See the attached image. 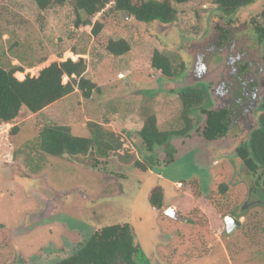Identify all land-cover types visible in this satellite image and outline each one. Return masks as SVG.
Instances as JSON below:
<instances>
[{
    "label": "rangeland",
    "instance_id": "rangeland-1",
    "mask_svg": "<svg viewBox=\"0 0 264 264\" xmlns=\"http://www.w3.org/2000/svg\"><path fill=\"white\" fill-rule=\"evenodd\" d=\"M111 5L93 20L103 18L102 38H121L130 43V51L120 57L103 50L89 36V27L75 28L67 2L45 11L37 10L31 0H9L0 5V66H25L23 74L36 76L52 62L70 54H84L88 60L85 77L100 88L89 98L75 90L37 114L22 109L13 124H0V264H53L82 247L93 228L116 224L132 228L133 244L144 255L136 254L137 264H264V191L254 184L263 171L248 176L244 168H240L242 172L237 170L238 162L231 161L229 167L225 164L228 157L221 153L228 147L220 146L213 152L207 148L204 152L200 146L199 163L192 160L188 150L164 169L140 158L153 172H161L168 179L167 185L161 184L165 204L176 195L170 185L174 180L187 183L198 178L200 197L204 198L202 189H212L210 195L217 202L219 185H227L219 211L191 201L183 207L176 204L173 211L180 220L152 210L147 192L155 180L147 173L125 169V162L117 157L108 158L100 170L90 157H51L39 151L38 129L54 124L71 126L74 136L88 137L89 129L83 127L87 122L104 126L108 121L119 132L117 125L124 127L119 120L125 122L128 118L123 117L129 116L130 128L136 129L145 101L147 108L155 111L161 129L183 127L176 89L195 84L193 78L198 74L189 72L192 61L186 53L201 50L190 48V43L207 35L217 12L213 0H191L177 6V19L169 25H143L130 16L110 12ZM204 45L205 50L210 49L209 42ZM155 50L182 59L186 75L169 81L155 72L150 67ZM30 64L34 67L29 68ZM199 64L196 62L195 69ZM17 77L22 78L20 74ZM191 117L198 120L195 111ZM13 126L18 132L10 135ZM195 146L188 145L189 149ZM128 152L139 155L131 148L121 149L124 155ZM212 160L216 162L213 166ZM130 172L132 179L121 181L119 176H129ZM189 184L186 189L196 193V181ZM254 194L259 200L256 205L240 211L246 195L250 198ZM233 206L240 226L227 233L222 216L228 215ZM59 207L71 217H57L54 210ZM190 218L193 222L188 221Z\"/></svg>",
    "mask_w": 264,
    "mask_h": 264
},
{
    "label": "trees",
    "instance_id": "trees-1",
    "mask_svg": "<svg viewBox=\"0 0 264 264\" xmlns=\"http://www.w3.org/2000/svg\"><path fill=\"white\" fill-rule=\"evenodd\" d=\"M8 1L0 0V5L4 6ZM190 1L31 0L39 11L62 6L67 2L75 17V28L89 27V36L113 57L125 55L130 51L131 45L127 40L121 38H102L103 18L96 21L93 18L107 5L112 3L110 12L130 16L135 22L143 25L153 23L169 25L177 19V6L187 4ZM255 1L213 0V4L222 16L228 17L239 8L249 6ZM39 62L41 64L44 60ZM28 66L29 68L34 67L32 64ZM87 66L88 60L84 54H70V57H66L62 61L52 62L47 67L42 68L36 76L23 74L25 66H10L8 68L0 66V124H13L23 112L22 109H26L31 114H37L72 94L75 90H78L84 98H89L95 91L99 92L100 88L85 77ZM150 67L169 81L177 80L186 72L185 62L178 56H169L156 50L151 55ZM17 74H20L22 78H18ZM178 84L180 81L175 83V85ZM195 85L179 88L176 91L177 99L181 105L183 122V127L178 130H161L157 125L155 111L148 109V102L145 101L140 110L142 127L135 135H130V138L123 139V137L106 130L103 125L95 122H87L85 125L89 129L88 137L74 136L69 126L54 124L38 129L39 151L51 157L68 156L78 160L90 157L95 165L109 157H117L125 164L131 163L130 169L143 173L147 169L143 163L135 159L133 153L122 154V156L119 154L124 142L131 141L134 136H137L140 143L137 148L142 159L152 160L157 167L159 165L168 166L174 162L176 155L171 140L190 137L189 133L195 129L194 126L199 121H194L191 117L193 111L207 118L202 123L201 136L204 140L216 141L226 131L225 115L203 109L206 103V93L202 88L195 87ZM199 129L200 126L195 129V132H199ZM17 132V126L10 129V135ZM157 150L164 153V159L161 162L163 164L160 163V160H156L158 159ZM238 151L240 161L251 176H254L259 169L263 171L254 184L264 191V112L257 117V128L250 133L247 145ZM119 178H126V174L120 175ZM180 182L182 183V191L190 186L189 183H193ZM196 190V193L193 192L200 195L201 187L197 181ZM219 192V202L213 201L210 193L206 195L208 201L210 200L209 203L215 207L216 211H219V204L225 199L227 192L225 183L219 185ZM147 202L150 207L162 212V193L158 187L152 188L148 192ZM224 202L222 201V205ZM230 207V210L227 211L228 215L233 214ZM166 218L171 219L167 215ZM188 221L193 222L191 218ZM1 228L2 225L0 224ZM138 253L144 257L133 244L132 228L128 224H116L94 229L82 247L53 264H137L136 254Z\"/></svg>",
    "mask_w": 264,
    "mask_h": 264
},
{
    "label": "flooded vegetation",
    "instance_id": "flooded-vegetation-1",
    "mask_svg": "<svg viewBox=\"0 0 264 264\" xmlns=\"http://www.w3.org/2000/svg\"><path fill=\"white\" fill-rule=\"evenodd\" d=\"M258 2L241 7L228 17L222 16L217 10L212 16L207 35L190 43V48L196 46L204 50V57L201 56V50L197 51V49L193 51L194 55L186 53L192 61L189 72L191 71L192 75H195V72L198 74L197 77H194L195 87L202 88L206 93V103L203 109L212 113H223L226 131L216 141L204 140L201 136L202 123L207 118L196 112L199 115V121L194 127L197 129L200 126L199 132H195L194 129L189 133L190 137L177 138L182 140L181 145H196L192 147L194 149L190 150L191 158L196 163L201 161V157L195 159L194 155L197 152L200 154L201 147L204 152L208 149L213 152L220 146L228 147L221 152L228 157L225 164H229L230 167L231 161L238 162L240 167L237 170L242 172L240 168H244L245 172L249 174L248 176L251 175L240 161L238 150L247 145L250 133L257 128V117L264 112V0ZM207 42H209L207 47L210 49L205 50L206 45L204 44ZM196 62H200L197 70H195ZM185 73L183 76L186 75ZM236 139L240 140L236 141ZM214 144L215 147H213ZM174 149L177 151L175 146ZM188 149L189 147L187 151ZM215 163L212 160L211 166ZM208 166L209 164L204 165V168ZM202 190L207 194V190ZM258 201L257 194L250 198H247L246 195L240 211H244L251 204L255 206ZM234 210L233 206L232 211ZM54 212L57 213V217L63 219L65 216L68 218L70 216L67 210L64 211L60 207L56 208ZM162 212L171 219L177 218L172 211L165 212L163 209ZM229 215L234 217L233 214ZM225 216L228 215L222 216L223 223ZM70 223L73 224L71 221ZM230 228L234 229L233 225Z\"/></svg>",
    "mask_w": 264,
    "mask_h": 264
},
{
    "label": "crops",
    "instance_id": "crops-1",
    "mask_svg": "<svg viewBox=\"0 0 264 264\" xmlns=\"http://www.w3.org/2000/svg\"><path fill=\"white\" fill-rule=\"evenodd\" d=\"M138 115H136V117H137ZM123 118H128V119H125V122H123L122 120L120 121L119 120V123H122V124H124V127H121V126H119V125H117L118 126V130H119V132H116L115 130H114V128H113V126L111 125V124H109L108 123V121H105V124H104V127L106 128V130H109V131H112V132H114V133H116V134H118L119 136H121V137H124V138H130V135H135L140 129H141V127H142V120H141V118H140V116H138L137 117V119H138V125H137V127L138 128H136V129H132V128H130V121H129V116H127V117H123ZM157 125H158V127H159V124H158V120H157ZM83 127H85V126H83ZM70 128H71V131H72V127L70 126ZM160 128V127H159ZM161 129V128H160ZM161 130H163V131H166V129H161ZM167 130H169V129H167ZM131 136V137H132ZM173 140V142H171V144L173 145V147L175 146L176 148H177V151H176V155H175V160H174V162H177V160H178V158H179V156H180V154H185V153H187L188 151H187V144L185 145H181V143H182V140H179V139H172ZM126 143H128V144H126ZM124 142V144H123V147H126V148H128V149H132L133 150V152H135V151H137L138 152V148H137V145L138 144H140L139 143V140H138V138H137V136H134L132 139H131V141H128V142ZM173 143H175V144H173ZM187 146V147H186ZM122 147V148H123ZM134 147V148H133ZM183 150V151H182ZM185 150V151H184ZM188 150H191V148L190 149H188ZM158 152V154H157V156H158V159H156V160H163L164 159V153L163 152H161V151H159V150H157ZM129 153V152H128ZM139 153V152H138ZM191 153V152H190ZM119 154L122 156V153H121V150L119 151ZM200 155H199V153L197 152V153H195V155H194V158L196 159V158H200L199 157ZM113 157H109V159H112ZM140 158H142L140 155H138V154H136L135 153V159L137 160V161H139V162H141V163H143L144 165H145V167H146V172H143L144 174L145 173H147L148 175H150V176H152L153 177V179L155 180L154 181V186H152L149 190H148V192L152 189V188H155V187H158L160 190H161V193H162V203L164 204V210H166L165 212H167V211H173V210H175L174 208H176V204H178V205H183V204H185L186 202H189V201H191L193 204H198V203H200V205L203 203L204 205L203 206H205L207 209H210V210H212V211H214V207L209 203V201L207 200V198H206V195H208L211 191H212V189H210L209 191H207V194H204V198H202V197H200L201 196V192H200V195L199 194H195L194 192H192V190H188V189H186V190H183L182 191V183L180 182V180H174V181H171L170 183V185H171V187H172V189L176 192V195H174L173 196V198H174V200H173V198L169 201V203L167 204V202H166V204L164 203V201H165V199H164V190L162 189V187H161V184H163V185H167V182H169L168 181V179L164 176V174L163 173H161V172H153L152 171V169H151V166H150V164H147V163H145V162H143L142 161V159H140ZM144 159V158H143ZM156 160H154V161H156ZM193 160V159H192ZM108 162V159H106V160H104L103 161V164H102V160L100 161V163L98 164V166H99V168H100V170L102 169V168H104V166H106L105 164ZM173 162V163H174ZM155 163V162H154ZM172 163V164H173ZM102 165V166H101ZM171 165V164H170ZM170 165H168V166H170ZM123 166H125V169H127V168H131V164H124ZM155 166H156V164H155ZM159 168H161V167H163L162 169H164V168H166L167 166H165V165H162V166H158ZM123 168V167H122ZM160 170V169H159ZM142 173V174H143ZM102 176V175H101ZM102 178H103V176H102ZM109 178V177H108ZM132 179V173L130 172L129 173V176H128V174H126V178H124V179H122V178H120L121 179V181H128L129 179ZM194 181H197V183L200 185V187H201V184H200V181L198 180V178H193L190 182H194ZM189 183V182H188ZM102 184H104L105 186H106V181L105 180H103L102 181ZM120 186V185H119ZM148 192H147V194H148ZM174 193V192H173ZM177 194H178V197H177ZM207 205V206H206ZM183 207V206H182ZM152 210H154V211H156L154 208H152V207H150ZM167 208V209H166ZM179 208V207H178ZM177 209V208H176ZM174 212V211H173ZM156 213L158 214V211H156ZM160 216V215H159ZM158 216V217H159ZM93 230H94V228H93ZM92 230V231H93Z\"/></svg>",
    "mask_w": 264,
    "mask_h": 264
},
{
    "label": "water",
    "instance_id": "water-1",
    "mask_svg": "<svg viewBox=\"0 0 264 264\" xmlns=\"http://www.w3.org/2000/svg\"><path fill=\"white\" fill-rule=\"evenodd\" d=\"M198 67V66H197ZM195 70H197V68L195 69ZM184 79H185V77H183ZM194 79V78H193ZM195 81V80H194ZM196 82V81H195ZM187 86H189V85H182L181 86V88H184V87H187ZM179 89V88H178ZM176 91H177V89H176ZM224 225H225V231L227 232V233H230L231 231H233V230H235L237 227H239L240 226V222L236 219V218H234L233 216H230V215H228V216H225V218H224ZM232 225H233V228L234 229H231L230 228V226L232 227Z\"/></svg>",
    "mask_w": 264,
    "mask_h": 264
},
{
    "label": "clouds",
    "instance_id": "clouds-1",
    "mask_svg": "<svg viewBox=\"0 0 264 264\" xmlns=\"http://www.w3.org/2000/svg\"><path fill=\"white\" fill-rule=\"evenodd\" d=\"M235 218V217H234ZM239 221V220H238Z\"/></svg>",
    "mask_w": 264,
    "mask_h": 264
}]
</instances>
